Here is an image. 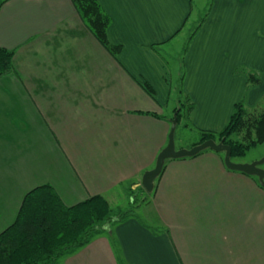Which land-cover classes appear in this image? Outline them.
<instances>
[{
    "label": "crops",
    "instance_id": "1",
    "mask_svg": "<svg viewBox=\"0 0 264 264\" xmlns=\"http://www.w3.org/2000/svg\"><path fill=\"white\" fill-rule=\"evenodd\" d=\"M98 1L110 17L109 40L121 45L117 57L72 0L0 6V47L15 50V71L0 77V233L39 185L50 183L67 205L98 194L111 204L137 191L168 144L171 70L153 46L182 32L194 0ZM183 60L180 92L194 101L190 118L200 130L220 131L230 120L248 83L236 73L242 61L260 78L245 102L257 107L264 98V0H212ZM224 157L207 149L167 159L151 200L156 227L131 218L114 226L118 248L109 231L59 264H264V207L253 211L251 196L264 188ZM179 189L187 193L169 207Z\"/></svg>",
    "mask_w": 264,
    "mask_h": 264
},
{
    "label": "trees",
    "instance_id": "2",
    "mask_svg": "<svg viewBox=\"0 0 264 264\" xmlns=\"http://www.w3.org/2000/svg\"><path fill=\"white\" fill-rule=\"evenodd\" d=\"M4 1L0 0V6ZM72 1L97 40L117 57L121 45L113 44L109 40L110 17L99 1ZM14 55V49L0 47V77L15 71ZM245 72L248 73L250 84L260 82L255 73ZM182 78L183 75L181 81ZM143 87L148 93L153 94L149 84H144ZM179 103L173 109V113H177L178 116L177 126L185 120L183 125L187 127L186 119L190 121L195 104L185 95L180 98ZM151 114L160 117L155 112ZM202 131L200 141L194 145L215 139L231 145L232 159L243 157L251 147L264 142V111L249 109L242 99L235 104V110L223 129ZM164 170L165 165L161 174ZM253 177L259 186L264 188L259 178L255 175ZM140 189L146 191L143 186ZM135 192L131 191L133 197L131 204L141 195ZM132 217H136L134 208L120 209L112 214L110 202L100 194L77 204L67 205L50 183L36 186L25 195L14 223L0 233V264H59L63 257L79 251L97 236L112 232L113 226Z\"/></svg>",
    "mask_w": 264,
    "mask_h": 264
},
{
    "label": "rangeland",
    "instance_id": "3",
    "mask_svg": "<svg viewBox=\"0 0 264 264\" xmlns=\"http://www.w3.org/2000/svg\"><path fill=\"white\" fill-rule=\"evenodd\" d=\"M210 3H212V0H194L193 13L191 14V17H189L187 24L184 25L185 27L182 30V32L179 33L176 38L169 41V43L165 45H159L160 48H158L157 45L153 46V47H156L157 52L161 54V56L164 58L166 64L169 66L171 70V77H170L169 82L171 83V87H172V95H171V100L169 102V105L167 106V108H165L166 114L168 115L172 116L174 114L173 109L180 104L179 100L180 98L184 96V94L180 92V88H182L181 87V77L184 71L183 70L184 68L182 66L184 62L183 60L184 51H185V48L188 42L190 41L191 34L196 30V27L201 23V19L204 18V16L208 12ZM243 58H245L244 55H243ZM260 62L261 61L257 59V61H254V64H260ZM242 64H243V61L242 63H239L237 65L236 73H244L248 77L247 75L248 73L245 72L247 71V72L255 73L259 77V75L257 74L258 73L257 71L250 69ZM253 66H258V65H253ZM253 86H256V85L250 84L249 82L247 83V86L245 88V93L243 97L241 98V100L243 99L246 102L248 89L252 88ZM252 109L253 110L257 109L258 112H263L264 111V98L262 99L261 103L257 107H255V109L254 108ZM183 121L185 122V120ZM186 123H188L187 127L182 125V123L179 126H177L176 133H175V146L177 149H182L180 148V146H188V148H192L194 146V145L192 146V143L199 142L201 139V135L203 131L200 130L194 124L191 118H190V121L186 119ZM183 148H186V147H183ZM263 158H264V142L259 143L258 145L254 147H251V149H249V151L247 152L245 156L234 158L233 161L238 162V163H252L254 161H258ZM262 167L264 168V164L262 165ZM139 193H141V195H139L137 201L132 204H131V201H133V197H132L131 190L123 194V197H120L118 200L116 199L111 200L112 214H115L120 209L124 210L127 208H134L136 212V218H138L142 222H145L146 224H149L151 227H156L157 220L155 218L154 212L152 211L153 206L151 202V200H153L154 198L153 197L154 192H148L147 190L143 191L141 189H138L135 192V194H139ZM186 193H187L186 189H183L181 192L179 189L177 199H175L172 196V193H170L168 197V206L169 207H172L174 205L178 206L179 201L181 200V196ZM251 196H252L253 211L264 207V195L257 196L255 195L254 190H253ZM143 199H145L146 201ZM184 199L186 200L188 204L195 205V201H196L195 198H184ZM211 199L212 198L208 197L209 201ZM202 200L204 201V199ZM158 202H159L161 211L164 212L165 207H164V195L163 194L158 195ZM259 213H260V210H259ZM167 217H170V216L168 215ZM112 230H113L114 235L110 234V236L112 237L113 244L115 245V247L118 248L119 242H118L117 237L115 236L114 226L112 227ZM106 233L107 232L103 234L107 236L108 234ZM67 257L68 256L63 257L61 259V262H64Z\"/></svg>",
    "mask_w": 264,
    "mask_h": 264
},
{
    "label": "water",
    "instance_id": "4",
    "mask_svg": "<svg viewBox=\"0 0 264 264\" xmlns=\"http://www.w3.org/2000/svg\"><path fill=\"white\" fill-rule=\"evenodd\" d=\"M178 125L177 113L172 119V126L169 133V141L165 148L159 153L156 165L153 169L146 171L142 178V185L148 192H153L155 188V180L163 171L167 159L171 158H186L193 157L200 154L202 151L211 149L216 152H224L225 164L232 170L244 172L249 175H255L259 181L264 185V158L252 163H238L232 159V147L223 141H216L215 139H208L204 142L194 145L192 148L177 149L175 146V133Z\"/></svg>",
    "mask_w": 264,
    "mask_h": 264
}]
</instances>
